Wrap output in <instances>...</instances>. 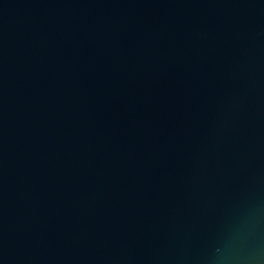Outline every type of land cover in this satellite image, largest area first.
Listing matches in <instances>:
<instances>
[{"label": "water", "instance_id": "obj_1", "mask_svg": "<svg viewBox=\"0 0 264 264\" xmlns=\"http://www.w3.org/2000/svg\"><path fill=\"white\" fill-rule=\"evenodd\" d=\"M0 264H264V0H0Z\"/></svg>", "mask_w": 264, "mask_h": 264}]
</instances>
